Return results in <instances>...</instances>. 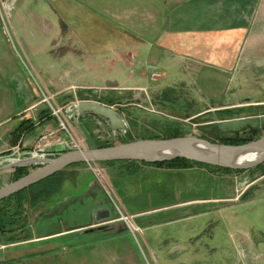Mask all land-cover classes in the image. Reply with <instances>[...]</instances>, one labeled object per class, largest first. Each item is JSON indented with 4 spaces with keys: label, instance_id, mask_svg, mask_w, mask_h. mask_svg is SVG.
I'll list each match as a JSON object with an SVG mask.
<instances>
[{
    "label": "rangeland",
    "instance_id": "374dc122",
    "mask_svg": "<svg viewBox=\"0 0 264 264\" xmlns=\"http://www.w3.org/2000/svg\"><path fill=\"white\" fill-rule=\"evenodd\" d=\"M8 1H12L14 7L10 5L11 8L8 9L6 6ZM45 1L0 0V56L7 58L13 67L20 66L23 70L25 69L31 86L38 94L69 89L65 95L64 93L61 95L67 96V99L59 102L60 105H56L55 100L51 103L60 108L69 101L74 102L73 105L66 106L65 110H61L60 117L66 127L74 128L79 134V139L76 140L82 142L80 149H89L90 145L95 144L86 133L84 134L81 128L83 126L94 129L96 133L99 125L100 140L118 145L126 136L128 139L166 137L170 135L166 132L172 128L189 133L187 136L199 137L200 133L195 128L198 124L264 116V67L240 62L224 74L219 72V68L214 67L211 71L214 73L213 76L220 75V79H223H217L218 81L204 80L203 77L196 76L190 78L182 76V79L186 81L183 83L172 82L169 77L157 82H150L145 78L136 83L147 89L149 98L145 92L137 91L141 95L135 98L140 105L136 106L129 94L112 92L116 90L107 88L135 83L132 81L123 83L124 77L113 76L109 74L108 67L99 66L100 61L97 59L98 55H95L94 48L89 44L83 46L80 43L83 41L81 36L79 41L78 36L63 35L59 37L61 41L59 40L58 46L52 43L51 38H44L43 32L51 35L54 32L48 27L52 19L43 13V9L55 16L50 6L53 2ZM40 7H42L40 11L36 10ZM19 10L23 14L24 18L21 19L23 21L19 20V16V19L15 16ZM35 12L42 15V21L45 23L35 19ZM54 21L57 22L56 18ZM85 24L82 21L79 27L76 22H73L67 24V27L81 28V26H87ZM15 31L20 34V38L25 39L24 43L30 46V49H23L24 43L18 42ZM67 50H70L71 54L66 52ZM262 62L264 65V61ZM102 69H106L103 74H101ZM84 87L94 89L80 92L75 98H70L73 97L75 89ZM83 98L91 102L111 103L112 106L109 107L121 114L122 126L120 128L109 126L111 132L106 134L107 129L102 121L98 120V125L89 119L78 121L75 115L76 104ZM132 103L133 106H128ZM150 104L154 107V111L144 109ZM45 105L49 108L48 104ZM124 105L127 107H123ZM222 109L232 111L220 114L215 111ZM149 110L152 109L149 108ZM207 110H211V113L195 118V114ZM262 134L260 132L254 137ZM28 158H31L30 155L19 159ZM39 166H28V172ZM83 166H87L89 172V177L85 180L86 187L96 183L99 191L101 190L102 194L107 196L113 208L114 205L109 196L126 214L130 213L132 208L151 207L142 204L141 198L137 200L130 198L125 201L128 206L125 210L116 194V190L121 185L117 170L96 164L102 175L99 182L91 168L89 169L87 164ZM69 170L67 169L63 174L67 180L73 177ZM6 171L0 170V176L6 174ZM186 176L192 179L191 192L197 195L190 196L208 198L193 202L191 206L186 205L182 210L145 216L136 221L133 219V226L139 228L141 232L132 233L127 230L129 237L126 239L106 240L104 243L95 245H93L95 239L102 237V233L72 232L61 239L34 241L35 243L30 240L28 243L31 245H28L26 242L18 241H25L31 234L17 231L20 230L17 229L13 234H0V264H264V177L259 178V173L251 174L248 171L234 172L230 178L234 196H230L226 194L228 185L220 188L217 179L211 180L206 187H203L201 174L190 173ZM10 181H13L12 175ZM227 181V179L224 180V182ZM48 183L51 182H46L43 186ZM3 184L0 181V187ZM103 186L109 196L105 194ZM254 186L256 187L253 195L248 199L244 196L240 201L237 200L243 192ZM71 191H62L59 196L42 203L36 209L27 208L29 230H36L39 226L41 229H49L47 233L54 231L57 225L58 209L78 194ZM168 200L166 203L172 201V199ZM158 204L161 203L153 200V207ZM73 208L65 213V219L68 217L78 219L68 222L66 228L89 223L86 213L79 217L81 209L77 211ZM141 226L149 228L141 229ZM32 235L34 238L36 234ZM14 241L17 243L8 244ZM4 243L7 245L2 246Z\"/></svg>",
    "mask_w": 264,
    "mask_h": 264
},
{
    "label": "crops",
    "instance_id": "0c3cea01",
    "mask_svg": "<svg viewBox=\"0 0 264 264\" xmlns=\"http://www.w3.org/2000/svg\"><path fill=\"white\" fill-rule=\"evenodd\" d=\"M45 2H53L50 6L55 16L43 9V13L52 19L48 27L54 32L52 35L43 32L44 38H51L52 43L58 46L59 37L63 35L78 36L79 41L81 36L83 41L80 43L83 46L89 44L94 48L95 55H98L97 59L100 61L99 66L108 67L109 74L113 76L124 77L123 83L131 81L135 83L107 87L116 90L112 92L129 94L131 100L139 97L137 91L140 90H143L149 98L147 89L137 85L145 78L150 82H157L169 77L172 82L183 83L186 81L182 76L187 78L196 76L203 77L204 80L218 81L220 75L213 76L214 73L211 72L214 67L219 68V72L223 74L238 62L264 67L262 62L264 61V0H46ZM12 4V1H8L7 8H11ZM41 9L42 7L36 10ZM20 12L19 10L15 14L17 19L18 16L20 17L19 20L24 18ZM34 14L35 19L42 21V15H38L37 12ZM53 18L54 20L56 18L57 22ZM82 21L88 28L87 26L67 27V24L73 22L80 27ZM15 35L19 43H24L25 39L20 38L17 31ZM23 49H30V46L24 43ZM66 52L71 54L70 50ZM105 70L102 69L101 74ZM152 75H155L154 80ZM92 89L94 88H77L70 98ZM68 90L48 91V93L45 91L44 96L51 102L55 100L56 105H60L59 102L67 99V96L61 95L63 93L65 95ZM42 99L43 95L38 94L31 86L25 69L20 66L13 67L7 58L0 56V168L19 162L18 160H22L19 158L28 153L36 152L39 138L49 133L53 135L48 138L45 145L43 153L45 158H52L62 152L60 143L67 141L65 136L69 140L79 139V134L74 128L68 126L67 132L61 131L56 117L50 112L42 113L45 109L43 105L46 104ZM79 100L89 101L84 98ZM73 104L74 102L69 101L60 108L65 110L66 106ZM133 105L129 104V106ZM75 115L78 121L89 119L98 124L99 119L94 116L79 115L77 112ZM26 118L31 120L32 126L22 133L18 142L13 145L10 134L22 119ZM83 131L85 134L84 129ZM112 168L121 176V185L118 190L115 189L120 199L121 196L126 198L143 195L142 191H139L140 185L161 182L162 177L173 174L160 167L139 164L115 165L107 169L112 170ZM7 171L6 174L12 175L14 169ZM127 172H137V174L129 177L126 175ZM69 173H72L73 177L64 182L60 194L66 190L78 194L58 209L55 230L49 232L47 236L34 237L33 242L65 238L72 232L82 233V230L90 225L93 226L94 214L89 209L96 208L99 213L98 210H104L103 205L109 203L107 196L99 191L96 183L86 187L85 180L89 177L87 166L70 168ZM113 184L115 186V183ZM193 202L197 201L192 200L191 203ZM78 206L81 209V215L78 216L81 217L86 213L89 223L66 228L68 222H74L78 218L65 219V213L73 207L78 211ZM164 210L166 208L155 207L140 211L133 210L128 214L131 216L139 212L158 214ZM142 228L149 227L141 226ZM93 233L103 234L102 237L95 239L93 245L104 243L106 240L129 237L127 231L120 234L114 232L106 234L101 231Z\"/></svg>",
    "mask_w": 264,
    "mask_h": 264
},
{
    "label": "water",
    "instance_id": "95a60500",
    "mask_svg": "<svg viewBox=\"0 0 264 264\" xmlns=\"http://www.w3.org/2000/svg\"><path fill=\"white\" fill-rule=\"evenodd\" d=\"M139 92H144L140 90ZM138 92V95H141ZM133 102L140 106L133 98ZM133 104V103H132ZM151 108V105L144 109ZM79 115L92 114L107 121L111 128L121 127V114L112 107L101 103L82 101L77 104ZM199 137L182 136L170 139H139L104 148H89L69 150L56 157H31L18 160L0 170H10L18 167L40 165L16 181H10L11 175L2 174L0 180V201L33 186L52 175L63 171L74 164H99L106 162L135 161L147 164L169 162L176 159H186L211 167L229 170L246 171L264 163V134L254 139V136L264 132V116H249L230 120L206 122L195 125ZM248 133V136H240ZM66 134H64L65 136ZM209 136L213 141L203 138ZM65 139H69L65 136ZM243 142L241 145H227L221 142ZM4 180V181H3ZM104 210L89 209L94 214L93 226L82 230L84 234L97 231H114L116 234L128 230L124 223H114L115 211L109 203L103 205ZM96 209V210H95ZM96 211V212H95Z\"/></svg>",
    "mask_w": 264,
    "mask_h": 264
},
{
    "label": "trees",
    "instance_id": "16d2710c",
    "mask_svg": "<svg viewBox=\"0 0 264 264\" xmlns=\"http://www.w3.org/2000/svg\"><path fill=\"white\" fill-rule=\"evenodd\" d=\"M157 98V97H156ZM158 100V99H157ZM100 102V101H97ZM103 104H106L108 106H112L111 103H105L101 102ZM44 110L42 113L45 112H50V109L44 104ZM229 113V112H227ZM90 116H94L92 114H88ZM95 118L99 119L100 121L103 122L104 126L106 127L107 131H105L106 134H110L111 130L110 127L107 123V121L103 120L100 117L94 116ZM222 119V118H221ZM98 125V124H97ZM32 126L31 120L30 119H22L21 123L11 132V142L13 145H15L19 138L21 137L22 133L26 132L27 129ZM83 129L85 130L86 135L88 138L92 141L95 142L94 145H90L89 148H104V147H110L113 146L114 144L108 143V142H102L99 138V130L100 127L98 125L97 132H94V129H91L90 127L83 126ZM95 130V131H96ZM166 133H169L170 135H166V137H158V136H153L150 138H141V139H170V138H176V137H182V136H187L189 133L186 132H181L179 131L178 128L171 129L169 132L167 131ZM99 134V135H98ZM264 134V133H263ZM262 134V135H263ZM139 139H128L127 136L120 140V143H127L131 141H135ZM222 144H227V145H241L243 142H221ZM58 156V155H57ZM56 157V156H54ZM142 165V166H155V167H167V168H187L189 166L195 165V166H200V167H207L210 168L211 166L199 164V163H194L191 161H188L186 159H176L172 160L169 162H163V163H156V164H147V163H141V162H135V161H120V162H106V163H99V165H102L104 167L110 168L115 165ZM86 165L85 163L82 164H74L66 169H64L61 172H58L51 177L33 185L30 186L29 188L22 190L2 201H0V234H13L17 229V231H24L27 234H31L25 241H30L33 239L32 234H36V238L44 237L49 234L47 231L49 229H44L39 226L36 227V230L31 229L29 230L28 222V214H27V208L31 209H36L39 207L42 203L47 202L48 200H51L52 198H55L59 196L61 189L63 187L64 182H66L67 178L63 177L64 172L67 169L70 168H75L77 166H83ZM219 170L223 172H245V171H240V170H229V169H224L220 168ZM29 171L28 167H18L14 169V172L12 174L13 176V181L18 180L19 178L23 177L26 175ZM133 172V171H132ZM127 172L126 175L129 177H132L137 174V172ZM248 172L255 173L258 172L260 175H264V163L257 166L256 168H253L251 170H248ZM121 179V176H118ZM117 177V178H118ZM116 178V179H117ZM46 182H51L48 183V185L43 186L44 183ZM115 182V180H114ZM39 228V229H38ZM34 231V232H33ZM107 236V235H106ZM18 242H24V241H18ZM17 243L16 241L8 243V244H15ZM7 245V244H2V246Z\"/></svg>",
    "mask_w": 264,
    "mask_h": 264
},
{
    "label": "flooded vegetation",
    "instance_id": "af4514ba",
    "mask_svg": "<svg viewBox=\"0 0 264 264\" xmlns=\"http://www.w3.org/2000/svg\"><path fill=\"white\" fill-rule=\"evenodd\" d=\"M129 106V105H128ZM123 107H127V106H123ZM154 111V107L151 106ZM242 108V107H239ZM148 111L151 112V110L147 109ZM216 112H218L217 114L220 113H227V112H231V109H222V110H215ZM208 113H211V110H207L205 112H201V113H197L195 114V118H199L203 115H206ZM264 133V132H262ZM240 136H248V133H245L243 135ZM205 139H208L209 141H213V139L209 136H202ZM259 137V136H258ZM256 137H254V139H256ZM221 142V141H220ZM225 142H231V141H225ZM165 169L166 171H170L173 174L166 176V177H162L161 178V182H150L148 184H144V185H140L139 186V191H142L143 195H140L138 197L135 196H129V197H123L121 196L119 193V196H121L120 202L121 205L123 206V208L125 210L128 209V206L126 205L125 201L127 199L132 198L133 200H137L138 198H141L143 203L146 206H151V207H145L143 209H139V208H132L130 209L131 211L133 210H145L148 208H155V207H163L166 208V210H164L163 212H160L158 214H162L166 211H173V210H182L186 205L187 206H191V201H201V200H206V198L208 197H204V198H194L192 196H197L195 193L191 192V184H192V179L187 178V174L192 173L193 175H195L196 173H199L203 176L202 181H203V187H206V185L208 183H210L211 180H218L219 182V187L221 188L222 186L225 187V185H228V191L226 190V194L230 195V196H234V191H233V185H232V179H230L233 175L234 172H223L221 170H219L220 168L218 167H200V166H189L187 168H167V167H160ZM251 170V169H250ZM248 171V170H246ZM258 172H255V174ZM264 177V175H260L259 178ZM228 180L227 182H224V180ZM230 185V187H229ZM254 187H251L250 190H247L245 192H243L238 198L237 200L240 201V199L244 196L245 199H248L249 196L254 194ZM192 195V196H190ZM156 198V199H155ZM168 199H172V201L170 203H166L169 200ZM153 200H156V202H159L161 204L155 205V207H153ZM123 201V202H122ZM178 204V206L176 205ZM150 214V215H149ZM151 215L150 212H144V213H137L133 216V219H135V221L141 217H149ZM115 219H116V213H115ZM52 218V217H50ZM114 223H118V222H114ZM121 228V225H117L114 229V231L118 230ZM113 230H109L106 231V234H111L112 232H114Z\"/></svg>",
    "mask_w": 264,
    "mask_h": 264
},
{
    "label": "built area",
    "instance_id": "2783aa9c",
    "mask_svg": "<svg viewBox=\"0 0 264 264\" xmlns=\"http://www.w3.org/2000/svg\"><path fill=\"white\" fill-rule=\"evenodd\" d=\"M152 79L153 80L155 79V75H152ZM42 102L48 104L49 109L51 111V115L58 119L60 130L67 132L65 123L62 121L60 117L61 108H57L56 106H54L51 103L50 99L45 97L44 94H43ZM52 135H53L52 133H49L47 135L41 136L37 143L36 152L28 153L26 154V156L30 155V157H43L45 145L47 144L48 138L51 137ZM81 143H82L81 141H77L76 139L71 138L69 141L61 142L60 144H61L62 152H65L66 149L80 150ZM87 165L89 169L91 168L90 170L97 177L98 181L101 182L102 175H101L100 170L96 167V164H87ZM103 189L105 193L109 196V193L104 186H103ZM109 199L112 201L114 205V211L116 212V219L113 222L124 223L126 227L128 228V230L131 231L132 233L141 232L139 231V228L133 226V223H132L133 216L126 214L120 205L118 206L114 203V200L110 196H109Z\"/></svg>",
    "mask_w": 264,
    "mask_h": 264
}]
</instances>
